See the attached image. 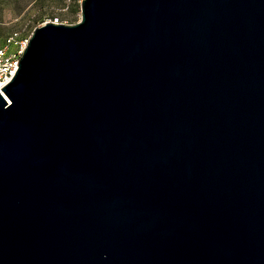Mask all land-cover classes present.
Returning a JSON list of instances; mask_svg holds the SVG:
<instances>
[{
    "label": "water",
    "instance_id": "95a60500",
    "mask_svg": "<svg viewBox=\"0 0 264 264\" xmlns=\"http://www.w3.org/2000/svg\"><path fill=\"white\" fill-rule=\"evenodd\" d=\"M0 92V264H264V0H80Z\"/></svg>",
    "mask_w": 264,
    "mask_h": 264
},
{
    "label": "rangeland",
    "instance_id": "374dc122",
    "mask_svg": "<svg viewBox=\"0 0 264 264\" xmlns=\"http://www.w3.org/2000/svg\"><path fill=\"white\" fill-rule=\"evenodd\" d=\"M80 0H0L1 37L12 30L27 35L40 22L73 23L79 19Z\"/></svg>",
    "mask_w": 264,
    "mask_h": 264
},
{
    "label": "built area",
    "instance_id": "2783aa9c",
    "mask_svg": "<svg viewBox=\"0 0 264 264\" xmlns=\"http://www.w3.org/2000/svg\"><path fill=\"white\" fill-rule=\"evenodd\" d=\"M56 22V20H51ZM38 23L37 25L42 24ZM27 35L20 34L19 31L12 30L1 37L0 42V92L1 87L10 79L13 75L16 67L17 60L19 59L27 38Z\"/></svg>",
    "mask_w": 264,
    "mask_h": 264
}]
</instances>
